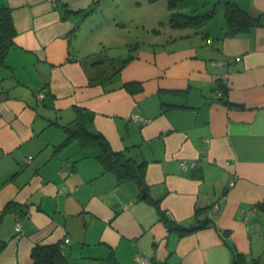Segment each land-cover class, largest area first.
Returning a JSON list of instances; mask_svg holds the SVG:
<instances>
[{
  "label": "crops",
  "instance_id": "crops-1",
  "mask_svg": "<svg viewBox=\"0 0 264 264\" xmlns=\"http://www.w3.org/2000/svg\"><path fill=\"white\" fill-rule=\"evenodd\" d=\"M232 1L252 17L264 13V0ZM141 2L0 0L16 31L0 66V264H30L34 244L65 237L69 264L261 257L264 211L253 208L264 202V26L229 36L211 19L140 40L128 56L90 45L93 25ZM130 82L141 89L128 91ZM75 106L92 112L114 151L145 161L144 197L104 172L95 151L64 142Z\"/></svg>",
  "mask_w": 264,
  "mask_h": 264
},
{
  "label": "trees",
  "instance_id": "trees-1",
  "mask_svg": "<svg viewBox=\"0 0 264 264\" xmlns=\"http://www.w3.org/2000/svg\"><path fill=\"white\" fill-rule=\"evenodd\" d=\"M147 1L151 2L154 0ZM190 1L167 0V7L170 12L168 23L172 28H200L212 19L214 15L213 9L205 13L188 14L184 4ZM223 4L225 35L234 36L245 33L253 27L264 26V13L252 17L232 0H223ZM15 34L11 9L7 6H0V66H5V57L8 49L13 45ZM127 60L128 58H125L122 64L126 63ZM222 85L219 88L220 95L226 90L224 85ZM125 87L132 93L141 89V86L135 82L126 83ZM40 92L38 91L37 93ZM224 102L228 106H232L227 100H224ZM73 110L75 113L74 119L63 126L66 134L64 142L75 140L82 151H95V158L101 164L103 171L112 173L118 185L132 181L140 190L144 189L146 191V183L144 181L145 161H137L123 151H114L104 135L94 128L92 112L76 106L73 107ZM5 208L7 210L14 207L10 203ZM255 208L264 211V202L257 203ZM170 227L179 233L192 229L174 222H170ZM59 243L34 244L30 250V264H69L63 255ZM233 254L232 264L244 263L245 259L242 254L236 251ZM247 264H264V251H262L260 258H252Z\"/></svg>",
  "mask_w": 264,
  "mask_h": 264
},
{
  "label": "rangeland",
  "instance_id": "rangeland-1",
  "mask_svg": "<svg viewBox=\"0 0 264 264\" xmlns=\"http://www.w3.org/2000/svg\"><path fill=\"white\" fill-rule=\"evenodd\" d=\"M184 6L188 14L205 13L213 9L212 30L225 25L223 0H191L185 3ZM153 13H155V16ZM115 15L123 18L121 12L112 13L110 17L102 19L103 24L101 26L93 25V18H90L89 21L87 20L89 24L93 25L88 38L90 45L93 48H101L102 44L105 45V53L109 56H113V54L128 56L140 40L148 42L156 35L160 39L161 37L169 38L172 35L171 32L177 29L172 28L168 23L170 12L167 7V0H154L151 2L142 0L141 6L137 11L131 8L126 12L121 28H116L112 25L113 20L116 18ZM152 21H157L156 29H153L154 25L150 24ZM204 28L205 25L200 27V29ZM180 30L177 29L176 31Z\"/></svg>",
  "mask_w": 264,
  "mask_h": 264
},
{
  "label": "built area",
  "instance_id": "built-area-1",
  "mask_svg": "<svg viewBox=\"0 0 264 264\" xmlns=\"http://www.w3.org/2000/svg\"><path fill=\"white\" fill-rule=\"evenodd\" d=\"M50 1H53V0H50ZM36 95H37L38 99H41L42 96H43L41 93H37ZM132 118L134 120L140 121L141 123H147L150 120V119H148V118H146V117H144V116H142L140 114H134L132 116ZM30 159H31V156L26 157V161H30ZM230 184H232V182H230ZM213 208L216 209V205H214ZM253 209H256V208L254 207ZM15 229H16L17 232L20 231V222H19V218L18 217L15 220ZM68 241H69V239L67 237L63 238L62 241L59 243L60 248H62L63 245L65 243H67ZM135 260H136V262L138 264H150V260L147 257H145L144 255H142V254H137L136 257H135Z\"/></svg>",
  "mask_w": 264,
  "mask_h": 264
},
{
  "label": "water",
  "instance_id": "water-1",
  "mask_svg": "<svg viewBox=\"0 0 264 264\" xmlns=\"http://www.w3.org/2000/svg\"><path fill=\"white\" fill-rule=\"evenodd\" d=\"M146 194V191L144 189L141 190V197H144ZM169 216V215H168ZM170 217V216H169ZM206 220L203 219L201 221H199L197 224L194 225V227H202L203 225H205Z\"/></svg>",
  "mask_w": 264,
  "mask_h": 264
}]
</instances>
